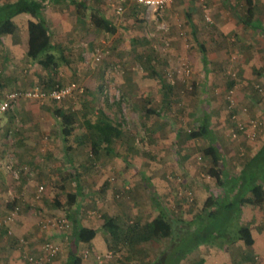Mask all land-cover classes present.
Returning a JSON list of instances; mask_svg holds the SVG:
<instances>
[{
	"label": "rangeland",
	"instance_id": "obj_1",
	"mask_svg": "<svg viewBox=\"0 0 264 264\" xmlns=\"http://www.w3.org/2000/svg\"><path fill=\"white\" fill-rule=\"evenodd\" d=\"M14 1L0 0V5ZM97 1L99 3L92 5L95 9L102 8L108 2ZM187 1L191 2L183 10L175 9L171 14H166L167 8L154 11L138 5L126 10L124 3L121 14L114 12L113 17L108 15L112 23L120 25L117 26L119 33L113 38L114 43H118L115 46L113 40L88 23L89 35L84 37L83 43L80 41L79 46H75L76 51H65L67 63H59L51 83L43 82L37 88L49 90L56 85L69 86L72 93L67 98L91 104V107L85 106L84 109L89 107L93 115L119 125L121 136L112 137L109 143L94 137L98 154L88 156L92 167L88 178L92 187L80 192L84 198L80 202L86 209L83 216L95 225L102 220L105 207L111 205L122 213L117 229H125L136 223L147 225L164 210L172 218L193 224L197 217H204L207 199L213 201L222 192L219 162L215 157L208 158L204 154L208 142L189 137L200 125L204 112L208 113L212 131L225 153V170L228 173L238 174L264 144V58L259 55L250 62L242 60L244 44L251 43L245 38L253 30L244 23L247 20L245 0H217V12L212 10V0H204V4L203 0ZM252 3L254 17L251 22L264 26V0H252ZM203 5L209 9V22L205 20ZM108 9H112L111 6ZM130 37L131 40H127ZM258 43L261 44V41ZM95 52L102 54L101 61H94ZM203 56L207 58L206 67L203 66ZM257 62L262 66L256 67L253 73L249 69ZM4 64L0 62V71L5 70L7 77L11 78L12 73L18 71L14 70L15 63L8 61L6 66ZM41 77L38 74V81ZM230 82H233V86L228 88ZM81 127L75 126L74 129ZM233 127L235 130L241 129V133L237 135L233 132L231 136ZM72 138L68 137L69 147L80 146L86 156L91 153L92 146L88 144L92 137H79L77 145ZM5 139L7 142L15 141V137ZM14 141L9 142L10 147L15 145ZM63 150V147L59 149L60 152ZM7 152L0 161V168L3 163L11 161L23 169L16 154ZM65 165L63 177L80 176L77 164L73 168L74 174L70 164ZM20 178L13 180V184L20 182ZM114 182L122 183V187L113 191ZM74 186L75 183L72 184V192ZM106 189L108 197L111 196L108 201H104L103 197ZM10 190L0 191V221L14 204L20 212L17 202L24 198L14 189ZM67 192H58L62 204L56 214L68 215L69 221L79 227L75 220L78 216L75 212L77 204L69 207ZM160 206L164 210H157ZM27 207L32 212L37 210L36 203ZM120 211L117 215H120ZM46 212L51 214L50 219L56 218L55 210ZM43 220L46 218L38 223L41 224ZM12 223L6 227L0 226V229L6 228L5 232L9 229L13 233ZM40 231L48 237L38 233L30 250V242L23 236L16 237L14 253L20 252L16 256L18 262L21 260L25 264L27 256H38L42 244L52 240L60 247L54 264H63L72 228L63 234H55V238L50 237L48 230ZM4 238L14 239L7 232ZM19 238L24 239V244H19ZM5 239L2 238V242ZM160 241H165L166 246L169 242ZM160 244L150 241L131 246L129 250L125 249L123 243L120 248L111 245L108 251L117 255L102 264H151L160 255ZM82 248L84 246L80 245V250ZM6 256L0 246V264H11L9 259L3 260ZM168 262L166 264H171Z\"/></svg>",
	"mask_w": 264,
	"mask_h": 264
},
{
	"label": "crops",
	"instance_id": "obj_2",
	"mask_svg": "<svg viewBox=\"0 0 264 264\" xmlns=\"http://www.w3.org/2000/svg\"><path fill=\"white\" fill-rule=\"evenodd\" d=\"M35 1L43 4L44 8L41 12V18L47 26L53 43L62 47L63 53H65V51H76L75 46H79L80 41L83 43L84 37L86 38V36L89 35L87 30L88 23H91L98 32L100 31L93 24V19L96 15L105 18L115 29L114 34L106 32H103V34H105L104 36L108 39L113 40L112 43L114 46L117 45L118 43L115 44L113 38L116 37L115 34L118 32L117 26L120 25L118 23H112V19H109L108 15L110 14L111 17H113V14L116 13L117 5H122L123 8V4L125 3V5H127L126 10H129L134 5L137 6L132 0H106V2H108L106 4L102 3V8L96 9L93 8L92 5L93 3H99L97 0ZM190 2L191 1L187 0H173L171 2L173 3L172 5L169 3L165 7L167 8L166 14L173 13L171 11L175 9L183 10ZM212 2L214 3L212 10L217 12V0H212ZM108 6H111L112 9H108ZM93 9L95 11H93ZM133 19L134 17H132V20ZM12 21L15 26L14 32L10 35L5 34L0 36V62L5 64L8 61L13 62L15 63L14 70L16 69L18 71L13 72L11 78L7 77V72L5 70H3V72L0 71V99L4 97L5 93L14 88L31 90L38 88L43 82L51 83L55 76V74L49 73L48 70L32 62L27 57V25L29 22H36L37 20L28 14H21L15 16ZM248 25L253 30L245 40L248 41L249 39L251 41L249 44L252 45L248 47L249 44H244L243 48L245 54L242 60L247 59V62H250L255 56L262 55L264 58V35L261 33L264 31V26H256L253 23L252 25ZM127 40H131V37ZM259 41H261V44L258 43ZM66 44H71L72 46L68 47ZM107 45H110L109 42H107ZM204 58L207 61L205 56ZM203 61L204 60H202V62ZM63 63H67L66 58ZM203 66L206 67L207 65L203 62ZM259 66H262V64L257 62V65H254V67L251 66L249 70L255 73V68ZM38 74L42 75L40 81H38ZM45 76L46 78H44ZM47 79L50 80L47 81ZM66 99L67 100L64 99L65 101L63 100L64 103L50 100H21L15 105L13 111L0 117V161H2L3 157L8 153L7 151H9L16 154L18 162L24 166L21 172L20 182L14 183L15 185L13 184V182H15L13 181L14 179L7 173L2 172L0 168V191L5 192L14 189L17 194L19 193L20 196L24 198L22 201L19 199L20 203L17 202L20 206V212L18 217H16V222L14 221V223H12L11 228L13 233L11 235L13 236H10V238L14 239L6 240L4 238L7 232V230L5 232L6 228L4 230L0 229V246L3 247V251L7 254L3 260L7 261V259H9L11 264H23V262H20L21 260L18 262L16 259L18 253L20 254L19 250L17 253H14V250H16L14 249L16 246V237L23 236L28 243L30 242V250L33 239H37L38 233H42L46 236L45 233L40 231L41 226H39L40 223L38 222L45 218L46 220L43 221L50 220L51 214L46 211L51 212L55 210V212H53L54 215H56V217L60 216L56 214L58 212L57 209L62 204L58 197V192L60 190L67 192V188L70 189L69 193L67 192L68 194L76 195L78 209L75 212L78 216L75 220H77L76 222H78L79 228H85L91 231V236L89 232V239L86 240V242L78 243L79 251H88L90 255L89 258L82 259L81 264H102L104 261L108 262V260L115 258V255H117L115 252L108 251L110 250V246L115 244L114 237H116L118 233L115 232V235L112 236L109 232V228L112 226L114 229H117L116 225H119L118 218L122 216V213L115 205L105 207L102 220L96 225L89 222L86 216H83L82 213H84L86 209L82 207L83 202H80L84 199L81 197L83 195H81L80 192L83 191V189H90L92 187L90 183L91 179L88 178V172L92 169L89 164L88 156H91L92 153L86 156L84 149H80V146L78 148H73L67 145L68 137H73L72 141L75 142L76 145L80 142L79 137H89L90 139L91 137H102L101 133L93 128L99 116L93 115L92 109H89L91 104L86 105L79 100L78 102L73 101L74 98ZM85 106H89L88 109H84ZM62 116L69 117L71 121L69 126L62 123ZM104 122L106 121H103V123ZM110 124L115 129L110 137H120L121 130L119 125ZM75 126L82 127L79 128V130H75ZM68 132L69 135H66ZM5 137H15V141L12 140L7 142ZM13 141L15 145L10 147L9 142L13 143ZM88 145H91V143L89 142ZM62 147L64 150L60 152L59 149H62ZM260 148L257 149L250 158H252ZM207 157L209 158V156ZM210 157L213 156L210 155ZM66 163L70 164L72 174L75 173L73 168H75L74 166L77 164L80 170V176L63 177L66 172ZM69 181H71V184H69ZM74 183L76 186H74L75 188L72 192V184ZM112 185L115 186L113 191L122 187V183L118 184L114 182ZM39 187L43 188L42 192L38 191ZM151 187L153 188L154 186L151 185ZM105 191V194H103L104 201H108L111 196L108 197L107 189ZM245 199L247 202L243 205V214L240 223L247 229L248 236H246V239L241 238L239 240H234L222 247L217 245H201L187 256V258L182 260L180 264H264V213H262V209H264V200L260 202V204H254L252 201V194H247ZM31 203H36V212L29 211L27 205ZM118 204L122 207L120 202H118ZM44 206L47 208H43ZM106 206H108V204H106ZM160 209L164 210V207L160 206L157 210ZM118 211H120V215H117ZM66 216L68 219L70 218L68 215ZM74 227L78 228V225H74ZM50 236L55 238L54 234H50ZM2 238L7 242H2ZM247 240L250 244L246 242ZM155 242L157 244L161 243L160 245L162 247L158 252L161 253L163 249L166 248L167 243L165 241L162 243L160 239L151 240L152 244H155ZM80 245L84 246L82 250H80ZM126 248L129 250L127 245L125 249ZM34 249L35 248H32L31 250ZM35 252L36 251H34V253ZM68 252L69 245L67 247V254ZM67 257L68 255H66L63 260V264H66ZM51 264H54V261ZM60 264H62V262Z\"/></svg>",
	"mask_w": 264,
	"mask_h": 264
},
{
	"label": "trees",
	"instance_id": "obj_3",
	"mask_svg": "<svg viewBox=\"0 0 264 264\" xmlns=\"http://www.w3.org/2000/svg\"><path fill=\"white\" fill-rule=\"evenodd\" d=\"M245 3L247 20L244 23L252 25L251 20L254 17L253 3L252 0H245ZM43 8V4L35 0H18L12 4L0 6V36L10 35L14 32L15 26L12 20L15 16L28 14L35 18L36 22H29L27 25V57L51 74H56L59 62H65V56L62 47L53 43L47 26L41 18ZM93 24L102 32L109 34H114L115 32V29L102 16L96 15L93 19ZM261 33L264 35V31ZM203 60L204 64L207 65L204 56ZM231 85L233 86V82L228 83V88ZM99 119H96V125L93 128L101 133L102 137L96 138H100L103 143H109L112 138L110 136L115 129L106 119ZM61 120L66 126L71 124L67 116H62ZM103 121L106 122L103 123ZM200 122L197 129L189 134V137L194 140H206L208 147L204 150V154L206 156L211 155L218 160L222 191L220 195H216L213 201L210 198L207 199L204 217L202 215L197 217V221L194 224L180 218H172L166 214V211H162L144 226L139 223L125 229H114L111 226L109 232L112 236L115 235V232H118L116 237H114L115 247L120 248V244L123 243L124 246L127 245L131 249V246L145 244L154 239H164L169 241L168 245L151 264H166L169 263L168 261L171 264H180L182 260L201 245L222 247L234 240L246 239V236H248L247 229L240 223L243 205L247 202L245 196L248 193L252 194L254 204H260L264 200V144L261 145L260 150L238 174L228 173L225 170V153L218 143V137L212 131L208 113H202ZM240 130H235L233 127L230 132L231 136L233 132L239 135L241 133ZM69 132L66 135H69ZM235 134L233 136H236ZM91 140V153L92 155L98 154L94 137ZM150 188L153 189L152 187ZM66 197L69 206L76 204V195L67 194ZM71 226L72 235L68 240L69 252L66 264H81V260L89 258L90 255L88 251L80 252L78 243L86 242L89 239V232L91 236V231L85 228H75L73 224ZM246 242L250 244L248 240Z\"/></svg>",
	"mask_w": 264,
	"mask_h": 264
},
{
	"label": "built area",
	"instance_id": "obj_4",
	"mask_svg": "<svg viewBox=\"0 0 264 264\" xmlns=\"http://www.w3.org/2000/svg\"><path fill=\"white\" fill-rule=\"evenodd\" d=\"M136 5L146 9L160 11L164 9L173 0H132ZM122 2V1H121ZM204 4V0L202 1ZM122 5H117L116 13H122ZM203 14L206 21H210L209 9L206 5H203ZM102 59V54L95 52L94 61L99 62ZM113 70L117 72V69L113 67ZM72 93V88L69 86H55L49 90L32 89V90H13L5 93L4 97L0 99V117L13 111L15 105L21 100H35L44 101L50 100L54 102H59L69 97ZM2 170L10 175L12 179L18 180L21 176V171L19 167H16L13 163L5 162L1 165ZM43 188L39 187L38 191L42 192ZM19 207L14 205L4 216L2 221H0V226H7L9 223L15 221L18 216ZM41 229L43 231L48 230L49 234H63L71 229V222L66 216H57L48 221H43L41 224ZM7 234L11 236V230H7ZM51 237V236H50ZM19 244H24V239L19 238ZM60 253V247L58 244L52 240H48L42 244L40 248V254L38 256H27L25 258V264H50L55 261V258Z\"/></svg>",
	"mask_w": 264,
	"mask_h": 264
}]
</instances>
